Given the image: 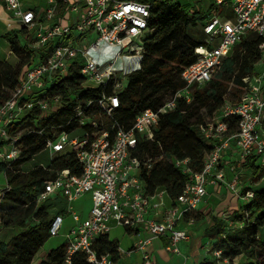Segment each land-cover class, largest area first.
Wrapping results in <instances>:
<instances>
[{
	"label": "built area",
	"instance_id": "1",
	"mask_svg": "<svg viewBox=\"0 0 264 264\" xmlns=\"http://www.w3.org/2000/svg\"><path fill=\"white\" fill-rule=\"evenodd\" d=\"M203 1L206 0H195L187 5V10L196 9L197 4ZM207 1L209 6L221 7L226 12L208 11L206 14L203 31L207 39L204 45L196 48L197 61L182 73L186 85L173 97L156 110L145 109L135 117L130 127H125L112 120L121 104L119 95L103 93L97 100L106 113L101 120L87 116L80 104L75 107L81 127L87 125L83 128V137H70L67 132H62L48 141L51 155L76 149L83 171L81 174L72 173L70 169L59 171L53 180L46 183L39 202L62 196L71 209L72 202L89 194L92 203L84 218L73 212L76 224L66 234L65 264H71L72 255L76 252H84L92 264H117L112 255L98 256L94 249L97 237L110 234L115 227L126 228L131 233H137L144 227L150 232L151 237L138 238L128 251V254L142 252L141 260L135 264H156L145 251L153 237H168L167 249L179 254V244L190 239V234L178 228L177 223L186 213L200 209L207 202L211 183L226 182L224 170L219 168L225 151L237 148L240 153L238 162L250 156H264V0ZM47 2L44 19H39L34 10L25 7L24 0H4L12 20L27 28V44L33 49L46 48L48 51L32 63L11 97L0 106V161L20 156L21 134L17 133L16 123L24 115L37 105L43 114H47L62 103L61 96L47 94L48 87L56 79L78 68L84 87H99L113 79L116 89H121L127 84L128 76L142 67L144 37L149 31L154 0ZM61 5L75 15L74 20L65 24L56 21ZM249 33H255L262 39L259 47L263 54L256 64V72L243 78L246 89L237 101L225 102L211 119L198 125L200 134L212 145L203 169L194 172L189 167L188 158L174 159V163L189 174V181L182 194L165 210L162 221L149 218L150 209L164 203L166 192L163 189L154 195L144 192L139 174L143 166L152 168V159L133 155L139 138L153 139L161 116L176 107L178 98L190 102L193 87L209 82L223 59ZM80 59L84 61L82 64ZM118 59L122 61L117 62ZM234 116L238 117L239 123L233 131L230 122ZM1 175L5 183L0 185V201L4 189L9 186L5 174ZM237 179L235 177L233 182L226 183L244 204L255 193L253 189L242 193L240 186L236 187ZM224 220L231 227L242 226V222L234 221L231 216ZM63 224L62 214L56 215L50 227L51 236L58 235ZM3 227L0 214V230ZM207 248L209 254L206 257L212 264L238 262L239 257L231 258L221 248L213 245Z\"/></svg>",
	"mask_w": 264,
	"mask_h": 264
},
{
	"label": "trees",
	"instance_id": "2",
	"mask_svg": "<svg viewBox=\"0 0 264 264\" xmlns=\"http://www.w3.org/2000/svg\"><path fill=\"white\" fill-rule=\"evenodd\" d=\"M33 10L36 11V8ZM208 11L226 12L212 5ZM197 13V10L193 13L188 11L179 2L154 0L149 31L144 37L142 67L128 76L123 88L116 89L113 79L99 87H84L80 70L73 68L67 76L56 79L47 89L49 96H61L62 103L56 109L43 114L37 105L16 123V130L23 123H30L32 127L21 135L20 156L0 161V175L5 174L9 184L2 193L0 214L4 227L15 225L21 231L9 241H0V264H33L37 253L51 236L50 227L54 217L65 211L68 205V201L62 197L63 205L51 215L46 201L39 202V196L45 190L46 183L53 180L59 171L70 169L76 174L83 171L76 149L53 154L49 166L41 164L25 169L24 164L47 148L49 140H54L62 132L70 135L81 127L75 111L78 104L87 116L101 120L106 113L97 100L103 93H117L121 104L112 120L130 127L139 113L148 108L156 110L173 97L186 85L182 73L197 61L196 48L205 44V41L197 40L188 31L190 26L205 24L206 15ZM19 33L26 35L27 28L21 26L3 35L10 42L18 62L15 65L8 61L0 62V106L11 97L12 91L37 56L44 57L48 51L46 48L33 49L28 44H22ZM261 43L260 37L249 33L223 59L209 82L193 87L190 102L178 98L176 107L161 116L153 139L139 138L133 155L152 159V168L143 166L139 174L146 194L154 195L163 189L173 202L182 194L189 174L177 166L174 159L188 158L189 167L194 172L203 169L205 157L212 145L200 134L198 125L211 119L225 102L231 101L227 98L230 84L238 95L231 102L241 97L246 89L243 78L256 72V64L263 54L259 47ZM89 101L92 103L88 104ZM238 123V117L234 116L230 122L231 130L237 129ZM86 127L82 125L81 128ZM257 159L248 157L255 175L261 169L260 165H255ZM248 189L251 187L242 189V193ZM254 193V197L231 216L234 221L242 222L241 227H231L215 214L212 224L205 231L213 247L221 248L225 255L236 258L246 254L253 260L248 263L238 261L237 264H264V241L259 237V230L264 226V189L254 190ZM59 198L61 196L54 199L57 201ZM185 216L189 219L191 214L186 213ZM119 248V239L110 234L100 235L94 243L98 256L110 254L116 261L120 257ZM66 258L67 248L63 243L49 251L39 264H65ZM208 258L200 264H212ZM71 264L92 263L84 252H76L72 255Z\"/></svg>",
	"mask_w": 264,
	"mask_h": 264
},
{
	"label": "crops",
	"instance_id": "3",
	"mask_svg": "<svg viewBox=\"0 0 264 264\" xmlns=\"http://www.w3.org/2000/svg\"><path fill=\"white\" fill-rule=\"evenodd\" d=\"M24 0L25 7L31 8L32 10L36 8V15L39 19H44L45 10L48 7L47 0H39L36 5L28 4ZM12 14L6 9L4 0H0V62L8 61L11 64L15 65L18 62L17 56L13 53L12 47L10 42L3 36L6 32L19 29L22 25L14 20H12ZM75 15L72 14L67 7L62 6L58 8V13L56 16V21L67 23L70 20H74ZM26 41L28 43V33L26 34ZM14 57V60L12 58ZM37 56L36 60L38 59ZM240 153L237 148L232 147L225 151L221 164L219 168H222L225 173V181L228 182L227 176L233 175L234 177L231 178L234 181L235 177L239 174L237 171V167L242 165L250 166L248 158L243 162H238V158ZM259 158V157H258ZM258 159L255 162V165H259ZM233 163L235 165L233 166ZM231 168L228 169L227 166ZM255 176L260 177V180L264 178V166L261 167L258 174ZM1 177V175H0ZM248 178L253 181L252 176H248ZM4 181V176L0 178ZM226 182H220L217 184L211 183L209 188V196L207 202H205L200 209L194 210L189 212L191 217L188 219L184 216L183 219L178 221L177 227L183 230L188 231L190 234V239L184 240L180 243V253L175 254L167 249L168 244L170 243V239L166 236L162 237H153L151 243L146 247L145 251L149 253L152 259L155 261L156 264H200L203 258L202 254L198 251V248L204 242V237L207 236L205 231L206 229L212 224V217L213 215H219L220 218L224 219L225 217L232 216L235 210H240L243 206V202L236 194L233 193L232 196V189L230 186L227 185ZM3 183V182H2ZM220 184L224 185L225 188L220 189ZM241 188V187H240ZM244 189V188H243ZM251 189L254 190L252 187ZM221 190L218 194L221 196L219 202L216 206L210 209V204L212 203V198L216 193ZM160 190L159 192H161ZM58 197V196H57ZM164 203L159 206L158 208H151L148 217L156 220L162 221L164 219V212L165 210L172 204V200L169 196L165 193L163 195ZM91 202V201H90ZM89 212V210H88ZM62 214V213H61ZM118 231L115 233L113 238L119 239L120 242V257L117 260V264H135L136 262L140 261L142 258V252L132 251L128 254L136 242L138 238H149L151 237L150 232L146 228H142L137 233H131L123 227H115L113 231ZM120 230V231H119ZM200 234V235H195ZM195 235V236H194ZM122 240L129 241L128 244H123ZM211 240V239H209ZM209 243H207L208 245ZM46 258V257H45ZM203 258V259H202Z\"/></svg>",
	"mask_w": 264,
	"mask_h": 264
},
{
	"label": "rangeland",
	"instance_id": "4",
	"mask_svg": "<svg viewBox=\"0 0 264 264\" xmlns=\"http://www.w3.org/2000/svg\"><path fill=\"white\" fill-rule=\"evenodd\" d=\"M28 4L31 5H36V3L39 2V0H28L26 1ZM169 2L171 3H175V2H179L182 6H184L187 9V5L190 3L195 2V0H169ZM209 1H203L202 3L197 4V8L194 10H191V12L193 13L195 10L198 11L197 14L200 15H206L208 12V8H209ZM189 33L195 37L197 40L199 41H205L207 39V35L204 33L203 31V24L199 23L198 25L195 26H190L188 29ZM18 38L20 40V42L22 44H27V39H26V35L19 33ZM12 60H14V57L12 58ZM122 61V59H118L117 62ZM84 61L80 59V64H82ZM235 89L233 88V86L230 84L229 85V92L227 95L228 100L234 101L236 100V98L238 97V95H236L233 91ZM242 96V94H241ZM45 114V113H44ZM32 126L30 125V123H23L18 129H17V133L19 134H24L27 131L30 130ZM84 129L80 128L75 130L73 133L70 134V137H83L84 135ZM253 157H258V156H253ZM52 155H51V151L49 150V148H45L44 150H42L41 152H39L38 154H36L31 160L27 161L24 164V168L25 169H30L34 166L37 165H46L49 166L52 162ZM261 167L264 166V156H260L258 158V162H257ZM235 165V163H233V166ZM228 169H230L231 167L228 165L227 166ZM237 171L238 172V183L236 185V187H238V185L241 187V189L246 188V187H253L254 190H262L264 189V178L260 180V177L255 176L254 174V168L251 166H240L237 167ZM248 176H252L253 181H251ZM2 177V175H1ZM0 177V178H1ZM234 177L233 175H228L227 179L228 182L230 183L231 178ZM3 182V183H2ZM233 182V180H232ZM5 183V181H3L1 179L0 181V185H3ZM225 188L224 185L220 184V189ZM221 190H219L216 195H214V197L212 198V203L210 204V209H212V207L216 206V204L219 202L221 196L218 195L220 194ZM233 191H232V195H233ZM62 196L61 198H59L57 201H55V199L53 198H49L46 201V205H48L49 207V211L51 212V215L56 213V210H58L59 208H61V206L63 205V201H62ZM91 201V196L89 194H87L86 196H84L83 198L76 200L74 202L71 203L72 208L70 209V205H67V208L65 211L62 212V216L64 218V224L63 227L60 230V233L58 235H54V236H50V238L45 242V244L42 246V248L39 250V252L37 253L33 264H39L41 262V260H44L46 255L49 253V251H51L53 248H56L58 246H60L61 244H67L66 241V234L70 232V230L75 226L76 224V219H75V215L73 214V212H75L77 214V216L84 218L87 216L88 210H90L92 203ZM21 231V228H19L18 226L12 225L9 227H3L0 230V241H9L14 235L18 234ZM120 231V230H119ZM118 231H112L110 233L111 237L115 236V233ZM195 235H200V234H195ZM194 235V236H195ZM259 237L261 238V240L264 241V226H262L259 230ZM210 237L209 236H205L204 237V242L201 244L203 245V247H199L198 251L200 252V254H202L203 258L208 256V245H212L211 240H209ZM123 244H128L129 241L126 240H122ZM207 243H209L207 245ZM179 248H180V244H179ZM202 258V259H203ZM238 261H242L245 263L248 262H253V260L248 257L246 254L242 255L239 257Z\"/></svg>",
	"mask_w": 264,
	"mask_h": 264
}]
</instances>
